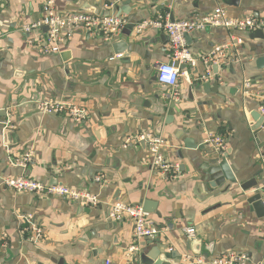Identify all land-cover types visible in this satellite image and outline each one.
<instances>
[{
  "label": "crops",
  "instance_id": "1",
  "mask_svg": "<svg viewBox=\"0 0 264 264\" xmlns=\"http://www.w3.org/2000/svg\"><path fill=\"white\" fill-rule=\"evenodd\" d=\"M126 1L129 15L116 9ZM84 6L93 10L90 13L121 16L136 26L168 12L174 20H184L217 7L230 17L251 16L264 24V0H56L60 15L83 12ZM42 16L43 0H0V123L12 124L6 128L11 131L8 146L0 124V181L23 175L47 185L57 182L98 194L100 203L90 208L61 198L15 193L0 185V264H103L105 260L128 264L129 249L137 244L140 251L147 241H154L153 246L163 252H178L181 262L190 264L192 258L204 255L188 251V239L213 244V253L205 258L247 254L252 264H264V216L251 210L246 201L250 192L243 195L239 187L255 180L258 188H264V148H258L249 130L250 115L258 112L264 99V66L257 65L264 59V26L254 32L217 28L189 35L187 46L194 57L227 44L233 45L231 54L236 57L216 73L212 69L215 79L208 83L196 81L201 64L189 68L188 78L179 80L176 96L168 98V91H150L156 66L168 62V41L162 32H137L135 26L129 38L120 34L105 41L81 27L65 29L61 53L44 54L43 31L23 32ZM119 41L127 44V51L115 55L112 44ZM63 52L69 53V60L63 61ZM245 82L250 84V96L243 95ZM215 83L217 94L211 92ZM195 84H208L209 89L190 101L188 91ZM60 100L84 107L88 122L67 120L63 126L64 118L36 110L37 101ZM168 101L181 111L171 124L165 123L167 112L161 106ZM94 127L102 130L99 139ZM148 132L164 140L166 162L177 168L168 180L151 168L147 146L143 149L133 141ZM261 132L258 138L264 144V129ZM217 135L225 139L224 158L237 183L211 188L201 168L214 153L206 141ZM187 139L197 148H185ZM27 152L32 155L29 166H14ZM98 176L103 178L102 186L95 182ZM117 190L124 194L121 203L134 205L142 196L156 202L158 215H147L146 223L159 230L157 237L137 243L131 221L109 219ZM21 216H30L31 224H21ZM32 227L41 234L35 244L25 240ZM187 228L195 234L188 237Z\"/></svg>",
  "mask_w": 264,
  "mask_h": 264
},
{
  "label": "built area",
  "instance_id": "2",
  "mask_svg": "<svg viewBox=\"0 0 264 264\" xmlns=\"http://www.w3.org/2000/svg\"><path fill=\"white\" fill-rule=\"evenodd\" d=\"M127 25V19L115 15H98L90 12H78L67 15H60L56 12V0H43V16L33 24L23 28L26 34L34 31L41 32L44 27L48 28V32L44 33V39L40 43V50L44 54H60L63 39L61 32L65 29H73L77 27L83 28L89 34H100L105 41H111L113 38L121 34V31ZM264 26L263 23L257 21L251 16L240 18L230 17L227 12L217 7L209 13L193 16L190 19L170 21L169 13L159 16L155 20L145 21L136 26L137 32L147 29H153L162 32L168 41V62L161 63L156 66V77L158 84L168 87V96L173 98L176 96L177 87L181 77L188 78L189 68H194L196 64L203 67L202 74L197 77V82L208 83L215 79L212 67H227L234 63L236 56L232 55L234 47L232 44L218 46L211 51L194 57L187 42L186 35L202 32L207 29H225L230 32H254L260 30ZM42 37V36H41ZM235 42L237 40H234ZM234 56V57H232ZM116 58H120L117 56ZM174 64H177L175 66ZM185 66V70L180 67ZM250 84H243V95L250 96ZM36 110L44 116H59L66 120H70L75 124L88 122L87 110L71 101L60 100L57 102L37 101ZM258 113L264 116V99L258 106ZM2 124V123H0ZM3 129L12 128V124L8 121L2 124ZM134 142L146 143L149 155L150 166L155 174L163 179L172 178L177 168L166 162L163 150L165 142L162 138L151 132L139 135ZM128 142L127 144H130ZM206 145L217 155L224 157L226 151L225 139L223 136L217 135L206 141ZM32 161L30 152L25 153L19 160L13 162V165L22 169L27 168ZM95 182L104 184L101 176L95 177ZM0 185L19 194H28L33 197H52L61 198L70 203L79 204L90 208L99 205V195L92 194L84 190L73 189L64 186H52L44 184L40 181L29 179L23 175L13 178H6L0 181ZM100 186V188H101ZM146 214L139 205H131L125 203H116L110 206L109 219L113 222L120 223L129 220L133 225V237L135 242L143 240H151L157 237L159 230L146 223ZM30 216H21L19 222L21 224H31ZM24 230V229H23ZM22 227L19 232H23ZM32 235L25 238L26 241L36 243L39 241L41 234L32 227ZM185 234L190 237L195 234L193 228L185 229ZM135 244L129 249L128 264H135L138 248ZM190 261V260H188ZM251 257L247 254L227 253L214 258L194 257L190 264H252ZM103 264H111L110 260H105Z\"/></svg>",
  "mask_w": 264,
  "mask_h": 264
},
{
  "label": "water",
  "instance_id": "3",
  "mask_svg": "<svg viewBox=\"0 0 264 264\" xmlns=\"http://www.w3.org/2000/svg\"><path fill=\"white\" fill-rule=\"evenodd\" d=\"M73 2H77V0H71ZM117 11L120 10L121 13L125 15H129L130 11L129 10V1H126L122 3L121 8H116ZM84 11L86 12H92L93 10L89 8L88 6H84L83 8ZM168 12V11H167ZM169 13V12H168ZM170 21L173 22L174 18L173 16L170 15ZM136 24L135 22H129L124 29L121 31V35L125 36L126 38H129L131 36L132 31L134 30ZM43 33L48 32V28L44 27L42 29ZM257 33H260L258 31ZM185 40L187 44H189L190 41V36L186 35ZM127 44L124 41H119L115 42L112 44V50L115 55H121L125 54L127 51ZM61 57L63 58V61L69 60V53L68 52H63L61 54ZM177 66V64H174ZM258 67L263 68L264 66V59H259L257 62ZM181 70H185V66L180 67ZM214 73H216V66L212 67ZM209 89V85L207 84L206 86H200L198 84L192 85L189 88L188 91V100L192 101L193 96H200L201 91L207 93ZM150 91L151 92H159L161 94H165L168 91V87L165 85L158 84L157 82V77L155 76L151 80V86H150ZM211 92L213 94H217L218 92V83H215L212 86ZM168 97V96H167ZM170 98V97H168ZM156 100H159L158 97H155ZM162 110L167 112V118L165 123L166 124H171L173 123V116L174 114H180L181 111L180 109L176 106L174 102H161ZM250 117L253 120V124L249 127V130L255 137V143L257 144L258 148H264V144H260L259 141V134H261L262 130L264 129V116H261L258 112H252ZM67 123V120L65 119L63 121V126H65ZM92 132L94 136L99 139L100 135L102 133V130H100L99 127H94L92 129ZM11 131L8 129H4L3 131V141L5 146L9 145V135ZM107 133V132H106ZM105 135V134H104ZM139 145L145 149L146 148V143L144 141L140 142ZM185 148L189 150L196 149L197 146L192 143L190 139H187L185 141ZM205 148L202 147L201 150ZM179 158H182L181 154L178 155ZM208 157V156H207ZM201 170L205 172V174L209 177V186L211 188H215L217 186H221L224 183H230V184H236L237 179L235 175L233 174L231 167L229 166L226 158L221 157V156H214V153H210L209 157L207 158V163L202 165ZM57 185V182H54L53 186ZM258 184L255 182V180H251L249 182H245L244 184H241L239 187L241 191L243 192V195L245 192L249 193L247 194L248 197L246 198L247 203L250 205L251 210L255 211L257 216L263 217L264 216V201H263V194H264V188H258ZM253 191V193L251 192ZM123 192L121 190H117L113 198L110 201V206L119 203L123 197ZM134 205H139L142 207L143 212L146 215H158L156 213V207L157 204L156 202L152 200H147L143 196L139 199L137 204ZM110 206H109V211H110ZM154 241H147L144 243L141 248L149 247L152 246L147 252H144V250H140L137 252V259H138V264H168L164 262L163 259L165 260H174L176 259L178 262L176 264H184L181 262V256L179 255L178 252H163V250L157 246H153ZM187 250L191 251L194 255L201 256L204 255V257H208L210 254L213 253V244H202L200 241L194 240V239H188L187 241ZM205 251V253L202 254V252ZM160 256L162 258H160Z\"/></svg>",
  "mask_w": 264,
  "mask_h": 264
}]
</instances>
